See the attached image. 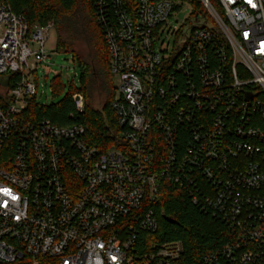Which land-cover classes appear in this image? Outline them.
I'll return each mask as SVG.
<instances>
[{"label":"built area","instance_id":"built-area-1","mask_svg":"<svg viewBox=\"0 0 264 264\" xmlns=\"http://www.w3.org/2000/svg\"><path fill=\"white\" fill-rule=\"evenodd\" d=\"M197 1L205 20L174 29L184 1H94L120 129L103 151L25 116L55 23L31 30L0 0V264H186L157 237L163 182L234 234L202 264H264V0Z\"/></svg>","mask_w":264,"mask_h":264},{"label":"trees","instance_id":"trees-1","mask_svg":"<svg viewBox=\"0 0 264 264\" xmlns=\"http://www.w3.org/2000/svg\"><path fill=\"white\" fill-rule=\"evenodd\" d=\"M95 0H7L13 11L28 21L30 29L55 22L58 35L56 51L71 53L73 62L81 69L82 87L75 88L71 83L69 92L56 104L42 105L34 99L25 116L34 121L49 120L59 126L83 125L88 129L89 140L103 151L118 146L120 129L116 114L112 108L116 100V87L110 72V58L103 31L95 17ZM200 8L197 0H181ZM218 10L216 0H212ZM85 40L94 52L95 63L100 71L102 88L107 92L106 102L101 110L92 106L94 72L92 66L80 58L74 51L75 45ZM68 86L63 84L60 75L52 81L54 96L63 94ZM83 94L85 108L79 111L75 95ZM156 131V129H154ZM189 132L181 125L176 141L177 158L186 152ZM160 228L157 237L161 240H182L185 247L186 264H202L205 255L222 248L233 240L234 234L220 220L202 211L193 204L186 192L169 182L162 183L161 202L158 206ZM171 217L176 224L164 220Z\"/></svg>","mask_w":264,"mask_h":264},{"label":"rangeland","instance_id":"rangeland-1","mask_svg":"<svg viewBox=\"0 0 264 264\" xmlns=\"http://www.w3.org/2000/svg\"><path fill=\"white\" fill-rule=\"evenodd\" d=\"M198 12L200 17L197 20L196 13ZM203 20H205V18L200 12V8L196 9L194 4H189V2H180L179 8L175 10L174 18L170 22V28L174 29L175 27H180L182 22L185 21H188L187 26H197L199 23H202ZM58 35H61V30H57L55 26V30L51 32V40L47 45L49 58L47 63L43 64L37 72L39 82L38 103L42 105H51L60 102L69 92L71 83H74V86L77 89L82 87L81 69L73 62V55L71 53H59L56 51ZM174 41V36L166 39L167 44L170 43V48L173 47ZM33 47L35 48V46ZM74 51L80 58H82V60L90 64L93 70H95L94 85L92 89V106L96 110H101L106 102L107 92L102 88L101 74L95 63L94 52L85 40L77 43ZM34 61V58H30L29 64H33ZM57 75L61 76L63 84L68 87L63 94L54 96L52 81ZM114 86L116 87L115 81Z\"/></svg>","mask_w":264,"mask_h":264},{"label":"water","instance_id":"water-1","mask_svg":"<svg viewBox=\"0 0 264 264\" xmlns=\"http://www.w3.org/2000/svg\"><path fill=\"white\" fill-rule=\"evenodd\" d=\"M75 102L76 103H79L80 102V96H76L75 97ZM164 220L167 221V222H169L170 224H176L175 220L173 218H171V217L164 216Z\"/></svg>","mask_w":264,"mask_h":264},{"label":"snow or ice","instance_id":"snow-or-ice-1","mask_svg":"<svg viewBox=\"0 0 264 264\" xmlns=\"http://www.w3.org/2000/svg\"><path fill=\"white\" fill-rule=\"evenodd\" d=\"M249 2H251V0H249Z\"/></svg>","mask_w":264,"mask_h":264}]
</instances>
